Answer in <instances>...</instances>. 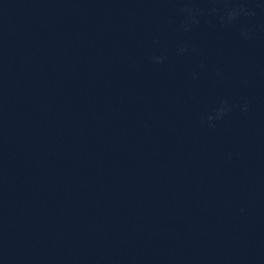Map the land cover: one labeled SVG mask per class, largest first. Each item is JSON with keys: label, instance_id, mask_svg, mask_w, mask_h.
<instances>
[{"label": "water", "instance_id": "obj_1", "mask_svg": "<svg viewBox=\"0 0 264 264\" xmlns=\"http://www.w3.org/2000/svg\"><path fill=\"white\" fill-rule=\"evenodd\" d=\"M235 2L0 0V19L264 264V0L222 24Z\"/></svg>", "mask_w": 264, "mask_h": 264}, {"label": "clouds", "instance_id": "obj_2", "mask_svg": "<svg viewBox=\"0 0 264 264\" xmlns=\"http://www.w3.org/2000/svg\"><path fill=\"white\" fill-rule=\"evenodd\" d=\"M210 11L211 13H215L217 9L212 8ZM180 12L184 15L182 28L184 31H189L192 25L198 22L197 16L199 15V12L195 8L189 6L187 3H185L184 7L180 8ZM254 15L255 11L248 7V0H236L235 3L223 10L222 14L219 16V20L222 24H232L241 17H250ZM240 35L242 38H248L247 32L242 31ZM177 51L180 54H184L189 51V47L187 45H180L178 46ZM152 61L155 64H163L165 62V55L153 56ZM193 75L195 77V74ZM246 109L247 105L245 104L243 105L242 110ZM230 110V106H228L226 103H221V105L216 108L215 115H210L206 118L208 121V126L210 128H214L215 123H213V121L222 119L224 114Z\"/></svg>", "mask_w": 264, "mask_h": 264}]
</instances>
